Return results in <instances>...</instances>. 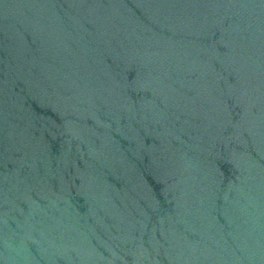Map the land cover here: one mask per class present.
<instances>
[{"label":"water","instance_id":"obj_1","mask_svg":"<svg viewBox=\"0 0 264 264\" xmlns=\"http://www.w3.org/2000/svg\"><path fill=\"white\" fill-rule=\"evenodd\" d=\"M0 264H264V0H0Z\"/></svg>","mask_w":264,"mask_h":264}]
</instances>
